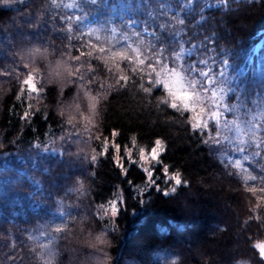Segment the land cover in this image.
<instances>
[{
	"label": "trees",
	"instance_id": "trees-1",
	"mask_svg": "<svg viewBox=\"0 0 264 264\" xmlns=\"http://www.w3.org/2000/svg\"><path fill=\"white\" fill-rule=\"evenodd\" d=\"M78 41L95 45L83 49L92 57L70 58ZM199 60L224 102L242 97L224 113L233 123L225 131L221 122L219 143H205L190 114L159 100L170 103L175 81L163 64L179 70ZM149 63L166 90L143 91L156 78ZM26 76L41 91H22ZM120 76L128 79L117 84ZM261 125L264 0L0 3V264H264L255 247L264 243ZM210 132L215 137L211 121ZM156 139L163 147L148 169L155 188L137 159ZM256 143L259 157L251 154ZM130 151L137 161L125 159ZM117 197L119 214L104 215L100 205Z\"/></svg>",
	"mask_w": 264,
	"mask_h": 264
},
{
	"label": "snow or ice",
	"instance_id": "snow-or-ice-1",
	"mask_svg": "<svg viewBox=\"0 0 264 264\" xmlns=\"http://www.w3.org/2000/svg\"><path fill=\"white\" fill-rule=\"evenodd\" d=\"M14 2V0H0V3L8 4ZM93 4L97 2V0H91ZM52 3L55 4L56 0H52ZM71 7V5H69ZM66 20H71V17H66L64 18ZM79 19V18H77ZM181 24L184 23V20L180 21ZM80 42V49H77L79 52V55L71 56L70 58L76 61H79L81 57H92L93 56V51H86L83 49H87L88 47H91L92 49H95V45H88L87 43L83 41H78ZM39 51V50H36ZM100 53H103L105 50L104 48H100L98 50ZM164 50L161 49V52ZM207 51V49H205ZM183 52V48L180 49L179 52H175L173 59L174 60H181V54ZM114 56L120 57L122 59H127V53L125 52H114ZM24 57L21 56V60H23ZM162 60L159 56H157L156 60L154 61V64H161ZM207 61L205 60H199V61H194L190 63L189 65H184L181 64L179 70L177 67H169L168 64H163L162 67V74H164L166 77L168 76L169 73H171L175 77V81L172 85L171 91L169 92L165 88V84L162 83L160 80L157 79V72L161 71H156V68L154 67L153 63H149L148 67L151 70V72L155 73V80H150L149 83L152 84V87H144L141 85L143 88V91L145 93H150L153 91V88H156L158 86L163 87L164 90L167 91L168 96L170 97V103L168 100H165L163 97H160L159 100L161 103L168 104L171 109L176 110L178 112H183L185 114H190L188 116V121L191 129H193L197 134L200 132H204L209 136V140L205 141V143H209L213 140L216 141V143H219V140L217 139L218 137L221 136V118L224 116V113H231L237 109V106L242 99L240 95H236L231 98V102H224L225 97L220 96L218 94V91L212 87L215 83H217V78L211 75V70L205 71L203 69H200V65H203L207 67ZM224 64H227L228 61H223ZM139 64L144 65L145 60L144 59H139ZM27 67V65H25ZM118 67V65H117ZM199 69V70H198ZM31 71L37 72L38 69L32 68ZM198 76L202 79H195L192 78L194 74H197ZM224 72H220V76H223ZM128 78L126 76H120L119 79L116 81L117 84H120L121 81H126ZM19 80V78H18ZM33 78L31 76H26V78H23V81L19 80V82L22 84V91L26 88L28 92L31 93H37L38 91H41V89H38L36 84L33 82ZM211 93L210 95V105L206 109L205 105V98L207 94ZM220 92H223L224 89H220ZM17 99H20L19 96H17ZM95 107V105H93ZM215 108L216 110H212ZM28 113L24 114V118L27 119ZM63 115V113H61ZM85 120L88 119L87 116L84 117ZM75 117L69 116L67 123L72 125L74 123ZM210 121L212 122V125L215 127V137L211 135L210 132ZM233 121L231 120H224V129L225 131H231L229 128V125H231ZM260 127H264V125H261ZM257 130L255 126H253V131ZM115 132V131H114ZM117 133L115 132V135ZM228 137L225 136V139ZM57 139L62 140L64 143H67V139L65 137H58ZM96 139H100V137H96ZM103 144H107V140H104L102 142ZM155 144H159V148L156 153L153 154L151 151V158L153 160H159V155H160V147H163L162 141L160 139L155 140ZM260 143L255 144V149L252 151V155L259 157L261 153L258 151V149L261 148ZM116 152L120 151V146L113 144L111 146ZM249 147H252L251 145ZM153 149V148H152ZM239 151H248L247 148H240L238 149ZM108 148L105 147L103 148L102 155L107 154ZM73 155H76V153H73ZM141 159H146L144 156V151L143 153H140ZM247 158V157H246ZM97 157L93 155L91 157V160L95 161ZM119 157H116L114 162H118ZM239 165V161L236 162V166ZM167 170V168H166ZM145 172H147L148 178H149V183L153 187L155 186L156 188V181L153 178V173L149 171L147 168L144 169ZM253 180H255V177H252ZM171 180H174L177 185H180L182 183L180 179V174L176 173L174 176L171 177ZM81 183V182H78ZM162 193L164 195H169L170 193H175L177 191L176 187H172L169 191H164L161 189ZM250 191L255 192L256 189H250ZM261 191H264V189H261ZM121 201L119 197L116 199H113L108 202L109 207L106 208L103 204L100 205V209L103 211L104 215H108L109 211L111 213V216H117L121 210L120 207ZM56 232L61 231L60 227H57L55 229ZM99 240L100 238L97 237ZM255 247L259 250V256L264 259V243H257ZM173 264H176L175 261H173Z\"/></svg>",
	"mask_w": 264,
	"mask_h": 264
},
{
	"label": "rangeland",
	"instance_id": "rangeland-1",
	"mask_svg": "<svg viewBox=\"0 0 264 264\" xmlns=\"http://www.w3.org/2000/svg\"><path fill=\"white\" fill-rule=\"evenodd\" d=\"M224 120H225V117L223 116L221 118V122H224ZM158 147H159V144H157V145L155 144V147L151 150L153 152V154L157 152ZM151 151L144 152V156L146 157V159H141V155H139V157L137 159L138 163L142 166L143 169H146V168L149 169L150 166L154 165V163H153L154 160L151 158ZM125 159L128 160L129 162L137 161L136 156L134 155V152H132V151H130L128 153L126 152Z\"/></svg>",
	"mask_w": 264,
	"mask_h": 264
},
{
	"label": "bare ground",
	"instance_id": "bare-ground-1",
	"mask_svg": "<svg viewBox=\"0 0 264 264\" xmlns=\"http://www.w3.org/2000/svg\"><path fill=\"white\" fill-rule=\"evenodd\" d=\"M198 226V225H197ZM194 227V226H193ZM199 228H201V227H199ZM183 235V234H182Z\"/></svg>",
	"mask_w": 264,
	"mask_h": 264
}]
</instances>
